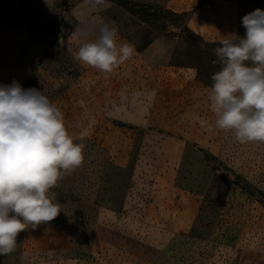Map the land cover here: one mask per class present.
I'll return each mask as SVG.
<instances>
[{
  "label": "rangeland",
  "instance_id": "1",
  "mask_svg": "<svg viewBox=\"0 0 264 264\" xmlns=\"http://www.w3.org/2000/svg\"><path fill=\"white\" fill-rule=\"evenodd\" d=\"M111 1L116 5L92 14L89 21L93 24L88 25L80 23L72 12L81 0H0V37L5 38L4 42L0 41V54L6 51L5 47L12 52L20 51L22 64L21 60L32 47L33 65L21 86L43 91L63 112L66 127H74V117L81 111L80 122L74 127L77 134L72 136L74 142L84 145L81 166L72 172H62L53 189L61 205L58 217L41 224L35 231L29 228L21 232L15 251L0 256V264H46L49 261L48 264L78 261L114 264L121 263L125 251L145 254L160 264H171V261L173 264H264V142L242 144L236 140L234 132L216 129V126L212 127L218 131L216 155L205 153L206 142H194L196 168L201 169V163L204 164L208 175L194 227L180 236L173 249L166 248L165 255L161 254L160 246L152 242L154 238L128 234L122 220L127 211L125 200L130 197L142 200V204L139 201L129 204L132 212L142 213L145 207L155 211L150 209L154 205L150 200L158 195L156 184L165 177L159 171L157 152L153 149L156 139L145 140L147 134L155 136V131L129 124L137 122L138 114L144 111L125 105L126 100L134 96L131 88L115 93L107 87L101 93H87L89 78L85 79V75L83 83L80 80L76 84L79 77L91 69L106 82L116 71L122 74L133 66L129 58L105 75L78 62L74 53L81 43V34L95 39L99 23H114L118 30L117 43L127 40L135 45V51L161 39L169 46L168 63L192 68L196 79L210 88L212 74L220 69L213 55V49L219 47L220 42H205L187 31L186 16L167 9V0ZM245 1L264 5V0ZM171 75L176 79L177 75ZM171 75L169 79L173 80L169 84L175 82ZM109 94L108 103L106 99L97 103V107L91 106L92 96L99 95V99ZM80 101L84 102L83 107ZM167 106L159 116L154 113L151 118L160 120L166 134H185L189 126L187 120L193 117L194 111L186 106L178 118L172 114V102ZM95 121H99L96 134L87 135V129ZM124 128L135 129L133 141L122 135L129 131ZM199 133L195 131V136ZM110 150L118 162L126 160L127 166L114 164L109 157ZM158 190L162 195V189ZM57 234L67 238L72 249L61 258L47 259L41 247Z\"/></svg>",
  "mask_w": 264,
  "mask_h": 264
},
{
  "label": "crops",
  "instance_id": "2",
  "mask_svg": "<svg viewBox=\"0 0 264 264\" xmlns=\"http://www.w3.org/2000/svg\"><path fill=\"white\" fill-rule=\"evenodd\" d=\"M115 5L113 1L108 0L106 6L94 8L90 3H86V0H81L80 4L72 9V12L80 23L92 25L93 22L89 21L92 14L111 9ZM165 7L172 12L186 16L185 29L202 38L205 42H220L223 36L230 33L243 36L245 29L242 25V17L257 8L264 10V5L245 0H167ZM101 24L99 23V25ZM4 39L0 37V41L4 42ZM31 49L29 48V52ZM4 50L6 51L0 54V84H11L13 80L21 84L27 75L26 72L33 65L32 52L25 54L26 56L21 60L23 61L21 64L20 51L14 49V52H12L11 48L6 47ZM169 51L167 44H164L161 39H156L145 45L141 50L134 52L130 58L133 60V66L122 71V74H119L120 70L116 71L112 78H108L104 82V80H101L100 74L91 69L85 74L83 73L82 77H79V82L76 81L78 85L80 80L83 83L85 76V79L89 78V81H86L87 93H101L107 87L108 91L115 93L125 92L131 88L130 91L134 93V96L130 100H126L125 105H129V108L131 106L133 109L137 107L144 111L138 114L137 122L131 121L129 124H136L134 125L135 128L145 126L149 127L151 131H155V136L150 133L145 138L146 141H150L153 137L156 139L157 143L156 146H153V149L157 152L155 155L158 157L159 171H162L165 175L164 179L156 184L158 195L150 200L151 204H154L150 209L155 211H149L145 207L142 208V213L132 212L128 208L129 204L136 201L141 203L142 200L130 197L125 200V210L127 211L123 214L122 220L125 222L129 235L139 238L142 236L154 238L152 242L160 246L159 250L164 255L166 248L171 246L170 248L173 249L180 241L178 240L180 236L189 231L191 227H194L201 199L206 192L208 184L207 166L201 163V169L196 168L195 157L197 153L195 152L194 142H206L204 145L205 153L216 155L215 140L218 135L216 127L212 130L216 118L208 100L211 88L196 79L192 68L170 65L168 63ZM171 74L177 75L175 76L176 79ZM169 75L175 79L174 83H168L173 80L169 79ZM81 91L84 92V89H81ZM110 95L99 99V95L92 96L91 106L94 107L97 103L101 104L106 99L108 103ZM170 95H172L171 101L169 100ZM170 102L174 106L172 114H176L178 118L186 106L189 111H194L193 117L187 120L186 124L189 126L187 130H184L185 134H166L167 132L164 130L166 128L161 127L160 120L155 118V121H153V118H151L152 114L155 113L154 115L159 116L161 110L168 109L167 105ZM79 113L81 114V111ZM79 113L74 117L76 120L71 121H74L72 125L75 128L80 122ZM98 120H100V117H98ZM98 122L92 123L91 127L87 129V135H90L91 132L96 134ZM74 127H66L71 135L76 133ZM123 130H129L127 133L121 134L131 138L128 140L133 141L135 129L124 128ZM195 131H200L199 135L197 134L198 136H195ZM112 150L115 151L113 147ZM112 150H110L111 155L109 156L111 161L119 166H127L126 160L125 162L116 160ZM198 156L200 157L202 154ZM158 189H162V195H160ZM53 238L54 240H48L49 244L41 247V251L45 253L47 259L61 258L62 254L71 251L72 247L67 238L58 234ZM49 262H46V264ZM118 262L114 264H160L154 261L153 257H148L136 251H125L123 260L121 263ZM70 263L59 262V264ZM173 263L171 261V264ZM73 264H83V262L78 261L73 262ZM91 264H97V262L92 261Z\"/></svg>",
  "mask_w": 264,
  "mask_h": 264
},
{
  "label": "clouds",
  "instance_id": "3",
  "mask_svg": "<svg viewBox=\"0 0 264 264\" xmlns=\"http://www.w3.org/2000/svg\"><path fill=\"white\" fill-rule=\"evenodd\" d=\"M86 3L104 7L108 0ZM242 25L243 36H223L213 49L220 69L211 76L208 100L216 128L234 132L242 144L264 142V10L244 15ZM97 31L95 39L81 34L74 59L107 75L133 56L135 45L117 43L114 23ZM83 150L43 91L25 89L16 80L0 84V256L15 251L21 232L58 217L61 205L53 189L62 172L81 166Z\"/></svg>",
  "mask_w": 264,
  "mask_h": 264
}]
</instances>
